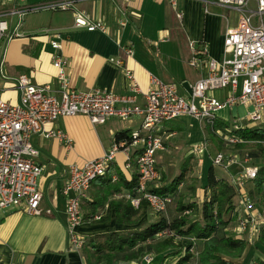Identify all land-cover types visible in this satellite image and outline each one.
I'll list each match as a JSON object with an SVG mask.
<instances>
[{
    "label": "crops",
    "instance_id": "1",
    "mask_svg": "<svg viewBox=\"0 0 264 264\" xmlns=\"http://www.w3.org/2000/svg\"><path fill=\"white\" fill-rule=\"evenodd\" d=\"M47 1L52 0H7L4 8ZM74 10L82 12L94 21L104 23L108 33L74 28L72 10L42 11L37 24L27 22V14L20 26L24 33L30 34L27 35L29 39L24 41L29 52L19 57L21 64L25 65L23 72H15V67L12 66V73L4 75L0 63V90L5 100L10 103L18 102L19 95L14 88V81L20 75L27 76L35 85H48L55 91L58 81L52 62L58 54L66 60L69 86L77 91L102 90L117 96L129 95L130 81L125 75L127 69L132 72L141 91L136 94V103L139 106L144 104L143 95L148 89L150 74L165 83L175 85L180 95H187L182 84L190 85L203 77L207 72V60H221L224 35L228 29L236 27L239 19L236 11L226 10L215 4H208L204 8L200 0H176L175 8L170 0H134L129 6L125 5L124 0H87L76 3ZM175 10L181 11L180 20L175 17ZM120 21H125L126 25L121 26ZM13 26L14 22L11 20L10 31ZM42 28H49L59 34L60 51L52 49L50 41L53 38L50 34H40L39 30ZM23 36L22 38L26 37ZM12 39H6L5 49L0 57L2 63L7 44ZM126 47L132 50L131 56L124 53ZM202 49H205L206 55L198 57L201 63L195 68L188 66L192 51ZM110 59L120 60L121 65L111 62ZM176 79H181V82L174 83L173 80ZM226 94V89H220L210 95L223 100ZM119 107L117 104L116 108ZM236 107L242 109V117L236 119L233 113L232 122L246 115L247 109L243 106L236 105L228 109L233 112ZM223 109L226 108L220 110ZM178 119L159 126L158 135L163 141V152L169 147L170 139L180 130ZM220 120L224 121L223 118ZM140 125L139 117L125 121L113 117L104 124L92 125L86 116L76 115L58 118L46 127L48 130L61 131L67 142L45 138L42 135L33 136L31 142L39 152L36 162L42 169L38 178V187L43 194L40 207L44 210L50 209L51 215L31 216L21 207L1 210L0 264H85L83 251L69 246L65 231L66 197L62 190L67 182L68 167L81 166L87 160L101 157L112 148L117 132H126L130 136L139 130ZM131 150L133 159L139 148L132 146ZM191 154L189 157L192 158ZM124 160L122 153L116 155L119 166ZM157 170L160 175L159 184L167 185L159 164ZM131 171L123 173L127 181L131 179ZM107 191L106 187H101L98 181H94L81 207V213L85 216L93 211L91 203L99 200L103 202L95 214L107 217L105 221L99 222L104 224L105 228L108 227L107 223L111 227L114 226L115 221L114 210L107 212L108 201L124 199L127 193V190L123 189L116 195L109 193L106 197L105 193L109 192ZM105 197L106 200L102 201ZM192 201L195 202L193 199ZM155 220L156 218L150 217L148 212L140 223ZM105 228H101L103 230L99 232L84 228L88 231L85 240L93 235L106 233ZM118 228L123 231L134 227L120 225ZM77 232L79 234L81 230L78 229ZM115 262L133 264L135 261L123 262L115 259ZM150 264H159L156 255ZM163 264L169 263L166 261Z\"/></svg>",
    "mask_w": 264,
    "mask_h": 264
},
{
    "label": "built area",
    "instance_id": "2",
    "mask_svg": "<svg viewBox=\"0 0 264 264\" xmlns=\"http://www.w3.org/2000/svg\"><path fill=\"white\" fill-rule=\"evenodd\" d=\"M87 0H52L29 6L13 5L0 10V41L14 37H22L19 32L23 18L29 13L42 11L72 10V26L87 31H100L107 34L108 28L99 20L89 16L74 6ZM204 8L208 4L218 5L226 10L239 14L237 25L228 29L223 39V54L219 62L211 59L206 61V74L190 84L191 93L180 95L175 85L168 84L150 74L148 89L144 93V104L136 103V94H140L139 85L130 70L125 69V75L130 81L129 95L117 96L102 90L87 92L77 91L69 86L66 72V60L60 54L53 59L52 65L56 71L58 88L53 91L48 85H35L25 75L18 76L14 88L19 95L17 103H10L2 97L0 90V211L21 207L31 216L51 215L50 209H42L40 203L43 194L38 187L41 166L36 162L38 150L33 146L31 138L42 135L45 138H56L66 141L61 131L48 130L46 127L58 118L76 115L86 116L92 125L104 124L108 119L116 117L128 120L141 118L139 130L130 135V141L114 142L112 148L101 157L87 160L81 166L68 167L67 182L62 190L65 201V231L70 247H82L84 240L78 234L77 228L83 222L82 203L86 200L90 186L99 178L105 177L110 166L117 167L122 173L134 170L137 184L133 195L126 196L130 205L138 208L145 202L149 210L160 214L167 210L172 199L152 191L159 187L160 175L157 170L155 153L163 149V141L158 135L159 126L165 122L189 116L203 123L214 132L226 145L247 143L237 135L244 128H264V0H200ZM129 6L134 0H124ZM173 8L176 0H170ZM175 17L182 18L181 11L175 10ZM16 19L12 31L11 20ZM125 26V21H120ZM41 35H51L52 49L60 51L59 34L49 28L39 30ZM127 56L132 50L124 48ZM206 55L205 49L193 50L188 62L195 68ZM117 65L121 61L110 59ZM2 64V61H0ZM226 89L227 94L219 100L210 94L213 91ZM119 104L120 107L116 108ZM240 105L247 109L246 115L231 122L227 127L215 128L217 112L222 108ZM264 146V142H261ZM139 148L131 159V147ZM207 152L205 140L201 146L191 151L193 155ZM122 153L125 160L119 166L116 155ZM246 158L244 163H248ZM236 161L228 160L223 152L213 155L212 165L228 170ZM112 171V170H111ZM258 167L244 166L240 174L232 179V184L239 196V205L244 210H250L251 204L244 190L245 183L256 177ZM111 178L116 180V174L111 172ZM100 215H94L93 220H99ZM253 219H251L252 223ZM238 230H245L248 222H241ZM255 228V227H254ZM237 229V228H236ZM256 231V228H255ZM170 235L163 231L158 238ZM154 259L151 253L146 254L140 262L134 264H150ZM257 264V263H253Z\"/></svg>",
    "mask_w": 264,
    "mask_h": 264
},
{
    "label": "trees",
    "instance_id": "3",
    "mask_svg": "<svg viewBox=\"0 0 264 264\" xmlns=\"http://www.w3.org/2000/svg\"><path fill=\"white\" fill-rule=\"evenodd\" d=\"M228 125L225 121L216 120L214 127ZM237 135L247 142L239 144V147L257 150V155L251 153L250 158H264V146L261 144L264 142V128H244L237 132ZM130 139L126 132H117L114 136L115 142L130 141ZM190 159L191 157L184 162L180 173L169 184L159 185L152 191L172 199L184 180L186 166L189 165ZM213 167L210 164L205 175L204 188L209 192V196L200 205L201 220L192 221L185 215L196 206L195 203L189 202L186 204L179 203L178 212L181 215L172 221L160 217L152 222L140 223L141 219L148 213V206L142 202L138 208H134L126 199V196L134 194L137 184L135 171H131V179L127 181L117 167L110 166L105 177L96 180L101 187H106L109 191L105 193V196L107 197L109 193L116 195L123 189L127 190V193L124 199L109 200L107 212L113 209L115 221L118 224L133 226L134 228L100 233L89 237L87 240L83 239L85 244L83 243L81 250L85 264H100L101 262L116 264L115 259L123 262H140L142 257L148 253H154L159 264H163L164 259L169 264H234L230 258L238 256L240 258L247 246L245 239L224 233L228 227V221L234 220L232 214L237 191L227 180L217 178ZM113 171L116 174L115 181L111 178ZM245 185L250 198L254 196L264 198V163L258 167L256 177L247 181ZM106 197L102 201L106 200ZM99 201L90 204L93 211L83 216V222L95 221L92 217L96 215V209L103 204ZM106 219L107 217H100L97 222ZM163 231L169 232L170 235L158 238L157 235ZM259 234L258 242L264 244V223L261 225ZM192 249L196 250V259L191 253ZM258 264H264V260H260Z\"/></svg>",
    "mask_w": 264,
    "mask_h": 264
},
{
    "label": "rangeland",
    "instance_id": "4",
    "mask_svg": "<svg viewBox=\"0 0 264 264\" xmlns=\"http://www.w3.org/2000/svg\"><path fill=\"white\" fill-rule=\"evenodd\" d=\"M6 1L7 0H0V10L4 9ZM39 14L40 12L29 13L26 17L27 22L31 24H37L40 20ZM16 21L17 20L14 18L13 22L15 23ZM19 32L24 35L23 37H26H14L7 44L4 60L2 63V73L4 75H9L12 73L10 70L12 66L15 67V72H23L25 65L21 64L19 57L26 55L29 52V48L27 47V45H25L24 41L25 39H29L27 35L30 34L24 33L22 28ZM5 45L6 39L4 38L0 42V57L5 49ZM187 65L189 66L188 63ZM180 80L181 79H176L173 80V82L179 83L181 82ZM233 113L236 115L235 117L237 119L242 117L243 111L239 107L234 108L233 112L228 108L220 110L217 116V121H221L220 118H223L224 121L226 123L229 122L230 125L233 120L231 118V114ZM177 122L181 126L180 130H178L175 136L170 139V145L167 148L166 152H163L162 149L157 150L155 153V160L156 163L161 166V175L165 178V184H169L172 179L180 173L184 162L189 158L191 151L194 149V147L201 146L204 140L207 144V152L203 150L199 155L191 154L192 158L190 159L189 165L186 166L187 169L184 180L176 190V193L174 194L172 201L168 205L167 210L164 213L160 214L153 213L150 210H148V212L150 214V217L152 218L157 219L160 217H165L168 221H172L174 218L181 215L180 212H178L179 203L186 204L189 202H193V199L195 201L193 203H195L196 206L193 210L185 213V215L189 218V220L192 221L201 220L200 205L209 196V192H207L204 188L205 175L208 168L210 167V164L212 163L213 155L219 152H223L228 156V160L231 159L232 161L237 162L236 164H234V166L229 167L228 170H225L222 167H213L216 177L227 180L231 185H233L232 179L242 172L244 166L251 165L259 167L262 163H264V158H250L249 156H251V153H255L257 155L258 152H256L257 150L255 149H249L246 147L243 148L239 147V145H226V143L223 142V140H221L214 132L210 131L207 127L204 126L203 123H199L198 120L194 119L193 117L183 116L179 118ZM225 127L227 126L216 128L223 129ZM211 137L213 138L212 140ZM246 158L249 159L248 163H244V160ZM245 187L244 190L246 191ZM248 198L250 200L251 209L244 210V208L239 205V196L236 195V197L234 198L235 208L232 214L234 220L228 221V227L224 232L233 237L242 238L247 241V246L240 255V258L239 256L230 258L231 261L234 262V264H258L260 260H264V244H260L258 242V238L260 235L259 230L261 229L262 223H264V198L257 196L251 198L248 196ZM251 219H253L252 223ZM241 222H248V227L243 231L238 230V225ZM113 224L114 226L111 227L107 223L106 225L108 227L105 228L106 226H103L104 224L90 220L82 223L77 228V231L78 229L81 230V233L79 234L82 236V239L85 240L88 231L84 228L88 227L91 231L93 230L95 232L102 231L103 229L101 228L103 227L105 228V232L120 231L118 227L121 224H118L115 221L113 222ZM254 227L256 228V231ZM191 251L195 258L197 255L196 250L192 249ZM151 254L155 257L154 253ZM164 260V262H166V259Z\"/></svg>",
    "mask_w": 264,
    "mask_h": 264
},
{
    "label": "water",
    "instance_id": "5",
    "mask_svg": "<svg viewBox=\"0 0 264 264\" xmlns=\"http://www.w3.org/2000/svg\"><path fill=\"white\" fill-rule=\"evenodd\" d=\"M182 87L185 89V91L190 94L191 93V90H190V87L188 85V83H183L182 84Z\"/></svg>",
    "mask_w": 264,
    "mask_h": 264
}]
</instances>
